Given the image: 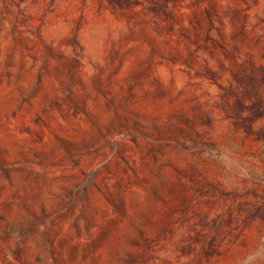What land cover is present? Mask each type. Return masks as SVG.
<instances>
[{"label": "rangeland", "instance_id": "1", "mask_svg": "<svg viewBox=\"0 0 264 264\" xmlns=\"http://www.w3.org/2000/svg\"><path fill=\"white\" fill-rule=\"evenodd\" d=\"M0 264H264V0H0Z\"/></svg>", "mask_w": 264, "mask_h": 264}]
</instances>
